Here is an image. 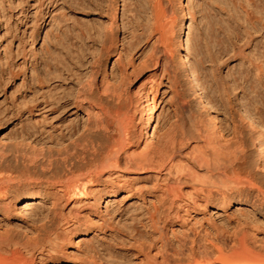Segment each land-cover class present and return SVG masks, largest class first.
Returning a JSON list of instances; mask_svg holds the SVG:
<instances>
[{
    "label": "bare ground",
    "instance_id": "1",
    "mask_svg": "<svg viewBox=\"0 0 264 264\" xmlns=\"http://www.w3.org/2000/svg\"><path fill=\"white\" fill-rule=\"evenodd\" d=\"M11 2L13 10L0 21V96L9 93L21 120L19 128L13 124L6 132L13 140L0 139V264H56L72 252L69 246L79 244L78 236L95 232L102 207L108 210L120 193L132 195L147 214L141 226L146 230L133 233L138 264H264V116L241 100L243 115H236L222 100L223 123L214 98L199 89L188 61L187 0H176L177 55L200 113L183 103V116L162 132L156 129L155 138L149 128L159 80L134 90V102L145 114L136 127L127 115L131 93L119 84L123 79L112 87L102 77L111 56L120 52L116 14L102 37L104 30L96 31L89 21L91 29L67 24L66 10L47 11L41 0ZM244 2L242 35L264 37V0ZM222 21L211 22L214 36L231 29L228 20L217 27ZM89 30L96 40L92 51L99 53L93 52L86 67L81 60ZM100 64L105 82L98 91L93 73ZM126 74H120L124 80ZM68 77L79 85L73 99L86 112L82 122L64 116L59 89ZM8 112L0 108V133L10 124ZM145 179L152 183L141 184ZM216 217L224 222L216 224ZM80 255L76 259L90 261Z\"/></svg>",
    "mask_w": 264,
    "mask_h": 264
},
{
    "label": "rangeland",
    "instance_id": "2",
    "mask_svg": "<svg viewBox=\"0 0 264 264\" xmlns=\"http://www.w3.org/2000/svg\"><path fill=\"white\" fill-rule=\"evenodd\" d=\"M11 1L12 0H0V14L2 13V16L0 15V21H2L4 16L7 17L10 11L13 10V8L10 9L12 4ZM41 1L44 2L43 6L48 5L47 11H52V9H55L56 12L61 9H64V11L66 10L65 12L70 16L67 24H72L74 22L87 29L93 27L96 31L100 30L101 32V29L104 30V33L102 31V34H104L102 37H105L104 28H106V22L108 24L111 22L113 15H117L119 42L116 45V49L120 52L111 56L107 64V74L102 75L104 73V64L98 66V70H95V74L93 73V82L95 81L94 85L95 88L97 87V90H100V88L102 90V85L105 82L103 79H108L111 83L113 82L112 84H114V86L111 85L112 87H115L119 79H123L121 81L124 82H120L119 84H123L122 87L124 89L126 88L128 96L131 93L129 96L127 115L135 120H133V122L136 123L135 126L138 127L142 120H139V117H144L145 114L142 110L140 111V109H142L139 105L140 103L134 102L136 101V97H133L136 95L138 89L140 90L141 87L145 88L149 86V82L152 79L157 80V82L159 80L160 85H158V90L154 94L156 114L153 115L151 127L149 128V136L151 138L153 136V138H155L156 129L162 132L172 119L175 117L181 118L183 116L181 113L185 109L183 103L188 101L187 104L192 114L196 115L200 113V101L193 95L194 92L190 85V78L188 75H185L186 73L182 70L181 61L177 55V41L179 38L178 27L181 15L176 7V0H116V9L114 8L115 5H113L115 4L113 3L115 0ZM49 2L51 4H49ZM245 8L244 0H187L186 2L185 13L187 14V19L191 17L190 21L187 23L188 30H186L187 35L191 32L189 34L190 36H188L189 41H191L189 42L191 48L189 47L188 51V61L191 64V68L195 69L198 80H200L199 89L203 94H207V98L211 100L214 98V103L216 105L214 106V110L218 112L219 118L221 116L223 123L225 121V116L222 112V100L230 104L229 108H231L232 112L236 115L238 113L243 115L240 106L237 104L241 100L240 102H246L245 104L252 107V109L256 108L255 110H258L262 116H264V58L261 56L264 49V37L259 34L254 36V39H248L242 35V23L239 16L243 13ZM62 10L60 12H62ZM71 13H73V15ZM72 19H74V21ZM222 20L231 22V29H224L225 32H222V34L219 33L220 35L218 36H214V34H216L214 30L216 25L214 24L213 26L211 22L216 23ZM88 21L90 22L88 25L91 28L86 23ZM223 21L219 23L217 27L223 26ZM96 22L99 23L95 24ZM104 23L105 25H103ZM100 24L103 25V28H100ZM209 24L210 26H208ZM189 27H191L190 30ZM213 27L215 28L213 29ZM88 35L89 38L86 37L83 41V44L84 42L87 43L83 46V54H86L82 56L84 61H82L83 59L81 60L84 65L90 60L93 52L96 54L98 51H92L94 49L96 50L94 34L89 30L87 36ZM111 36H113L112 32ZM91 38H93V40ZM85 46L88 48H85ZM168 55H170L172 59L170 57L169 60ZM122 65H124V69L122 68V71H119ZM85 66L89 67V64L87 63ZM125 72L129 80L128 78L124 80V78L121 77L120 74ZM111 73L115 75L112 74L111 76ZM156 73L157 75L155 77ZM100 74L105 78L102 79ZM73 79L72 77H68V79H66L67 81L65 80L66 82H63V87L59 89L62 90L60 92H62V96L65 98L62 97L61 100L67 107H65V112L67 113L64 114V116L71 120L82 122L86 112L83 108L76 106V100L73 99L75 98L74 92H76V88L79 86L76 78L73 77ZM101 81H103V83H101ZM99 83L102 84H100L102 87H100ZM116 85L118 86V84ZM132 89L133 91L135 89L137 90L133 92ZM130 90L136 93L132 95ZM8 94L9 93L5 90L0 96V102H3V104L0 103V108L5 110V112H8L9 109L6 108L9 106L11 109L8 112V116L10 115V124L0 133L1 140L6 138L5 135L8 134L6 132L10 131L9 129H12L15 125V128L20 127V114L16 112L15 105L10 97H8ZM219 94L224 96V98H219V100ZM183 98L186 99L185 102ZM217 99L221 101V103L219 102L218 104ZM138 106H140V108ZM191 106H193V108H191ZM181 108H184L183 111ZM129 109H132V111ZM13 113L14 115H12ZM132 115L134 118H132ZM186 115L187 114H185V116ZM23 118H25V115ZM18 124L19 126H17ZM9 138L13 140L11 135L8 139L6 138L7 140L5 139L6 142L11 141ZM249 148L255 151L254 146H250ZM150 180H142L141 184L147 183L150 185V183H152V180ZM124 194L125 193H120L118 195L119 199L112 200L110 202L111 204L109 203L108 210L102 207L103 213L98 220L99 227L95 229V232L86 234L83 236L84 238L78 236L76 238V243L78 242L79 244H77V246H69V250L72 252H69L70 254L67 257H62L56 264H85L83 259V263L80 258L76 259V257H79L80 253L81 258L86 257L87 260L90 259L88 263L86 259L84 260L87 264L90 262V264H102L103 262L106 264L139 263V252L138 249L135 250L138 245L136 241L135 244L137 246L134 244V240H136L135 235L137 230H142L141 232L146 230L142 229L143 227L141 228V226L144 225L147 214L145 217L144 209H140L143 207L140 206V203L136 201L132 195L128 196ZM239 209H241V207L235 210ZM235 213L237 214L239 212L237 211ZM26 219H28V217ZM220 219L223 223L224 219H222V217ZM220 221L216 217V224H221ZM134 232L135 235H133ZM149 233L151 234V231ZM132 237H134V239ZM97 255H99V257ZM90 256L93 257V259L90 258ZM102 258H104L105 261L104 259L102 260ZM96 259L97 261H95Z\"/></svg>",
    "mask_w": 264,
    "mask_h": 264
}]
</instances>
